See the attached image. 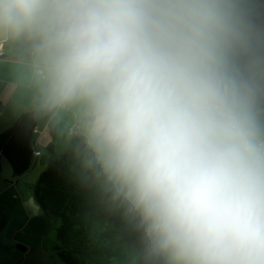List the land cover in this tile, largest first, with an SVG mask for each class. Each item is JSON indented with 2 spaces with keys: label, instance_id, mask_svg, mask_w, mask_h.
<instances>
[{
  "label": "clouds",
  "instance_id": "1",
  "mask_svg": "<svg viewBox=\"0 0 264 264\" xmlns=\"http://www.w3.org/2000/svg\"><path fill=\"white\" fill-rule=\"evenodd\" d=\"M240 0H0V56L132 219L145 264H264V56Z\"/></svg>",
  "mask_w": 264,
  "mask_h": 264
},
{
  "label": "trees",
  "instance_id": "2",
  "mask_svg": "<svg viewBox=\"0 0 264 264\" xmlns=\"http://www.w3.org/2000/svg\"><path fill=\"white\" fill-rule=\"evenodd\" d=\"M36 123L34 112L25 110L0 131V169L2 157L16 177L30 169L38 155ZM75 144L76 138L69 137L63 153L47 159L33 185L36 201L53 220L45 248L61 264H145L134 221L91 179L84 178ZM47 149L52 151L51 142Z\"/></svg>",
  "mask_w": 264,
  "mask_h": 264
},
{
  "label": "rangeland",
  "instance_id": "3",
  "mask_svg": "<svg viewBox=\"0 0 264 264\" xmlns=\"http://www.w3.org/2000/svg\"><path fill=\"white\" fill-rule=\"evenodd\" d=\"M11 101H13L12 98L10 99V95H7L5 103L11 104ZM35 117L37 123L34 136L39 134L48 122L46 117L37 115ZM59 127L60 131L65 129V123L62 122ZM38 148L45 162L53 156L46 146ZM62 153L59 152L60 155ZM41 168L35 164L26 173L16 177L8 160L2 157L0 264H61L44 246L45 238L51 233L53 220L43 212L33 193V185L37 181Z\"/></svg>",
  "mask_w": 264,
  "mask_h": 264
},
{
  "label": "crops",
  "instance_id": "4",
  "mask_svg": "<svg viewBox=\"0 0 264 264\" xmlns=\"http://www.w3.org/2000/svg\"><path fill=\"white\" fill-rule=\"evenodd\" d=\"M11 59V57L0 58V131L9 127L23 111L31 110L28 98L20 88L15 86ZM7 95H10V99L13 100L11 104L5 103ZM59 125L47 122L40 133L34 136L36 151H40L38 147H47L50 142L52 143V151H49L51 155L58 156L59 152L62 153L65 150L69 141L68 128L65 126V129L60 131ZM35 164L42 167L41 169L46 164L41 151L34 156L33 165Z\"/></svg>",
  "mask_w": 264,
  "mask_h": 264
},
{
  "label": "water",
  "instance_id": "5",
  "mask_svg": "<svg viewBox=\"0 0 264 264\" xmlns=\"http://www.w3.org/2000/svg\"><path fill=\"white\" fill-rule=\"evenodd\" d=\"M248 14L249 20L255 25L257 45L264 56V0H240Z\"/></svg>",
  "mask_w": 264,
  "mask_h": 264
},
{
  "label": "built area",
  "instance_id": "6",
  "mask_svg": "<svg viewBox=\"0 0 264 264\" xmlns=\"http://www.w3.org/2000/svg\"><path fill=\"white\" fill-rule=\"evenodd\" d=\"M0 58H4V56H0ZM35 154H39V151H36Z\"/></svg>",
  "mask_w": 264,
  "mask_h": 264
}]
</instances>
